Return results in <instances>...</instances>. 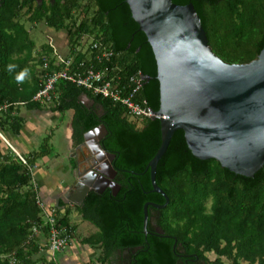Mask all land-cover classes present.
Wrapping results in <instances>:
<instances>
[{
    "label": "trees",
    "instance_id": "16d2710c",
    "mask_svg": "<svg viewBox=\"0 0 264 264\" xmlns=\"http://www.w3.org/2000/svg\"><path fill=\"white\" fill-rule=\"evenodd\" d=\"M173 1L194 3L212 49L225 62L246 63L264 44V0ZM39 22L65 32L67 54L74 63L85 58L95 41L112 54L108 60H89L93 67H105L109 76L117 74L122 80L139 71L135 51L115 49L106 13L97 0H0L2 130L19 131L22 119L14 113L18 106L43 105L30 99L42 85L40 58L48 59L51 71L54 56L49 43L34 48L28 27ZM10 64L15 66L12 71ZM24 69L28 75L17 82ZM81 96L92 105H84ZM133 99L147 106L142 86ZM51 104L49 108L59 113L72 111L73 146L82 143L86 131L102 124L106 133L99 143L113 154L112 181L118 186L114 194L110 188L89 191L79 205L58 201L52 207L54 227L60 236H67V244L75 239L97 250L90 264H188L190 259L202 264H264V162L251 177L235 174L212 158L194 157L182 130H174L154 169V182L167 202L162 208L146 206L144 232L143 204L164 203L163 196L152 191L146 168L160 143L159 120L128 117L118 102L63 80L56 82ZM47 139L23 157L24 163L12 152L0 159V264L47 262L49 227L36 205L28 173L35 160L49 153ZM72 212L94 230L78 236Z\"/></svg>",
    "mask_w": 264,
    "mask_h": 264
},
{
    "label": "water",
    "instance_id": "95a60500",
    "mask_svg": "<svg viewBox=\"0 0 264 264\" xmlns=\"http://www.w3.org/2000/svg\"><path fill=\"white\" fill-rule=\"evenodd\" d=\"M97 4L106 13L115 49L135 51L150 120H159L160 143L146 168L152 191L162 195L164 203L143 204L145 232L146 206L162 208L167 202L154 182V169L174 130H182L187 148L198 159L212 158L246 177L262 166L264 44L248 62L229 63L212 49L194 3L97 0ZM105 133L99 124L83 134L82 144L91 153L80 159L86 166L69 199L74 205L89 191L110 188L114 194L118 189L112 181L113 154L99 143ZM155 231L162 233L157 227Z\"/></svg>",
    "mask_w": 264,
    "mask_h": 264
},
{
    "label": "built area",
    "instance_id": "2783aa9c",
    "mask_svg": "<svg viewBox=\"0 0 264 264\" xmlns=\"http://www.w3.org/2000/svg\"><path fill=\"white\" fill-rule=\"evenodd\" d=\"M111 54L112 51L107 48V46L94 41L91 43L90 49L85 52V58L74 63L71 55L67 53L60 55L52 48L54 67L51 71L48 70L50 68L48 59L44 57L40 58V68L43 69L42 85L32 95L30 100L41 104L51 103L56 82L58 80H63L74 84L77 87L89 90L92 94L118 102L123 106L128 117L135 119L150 118V111L144 101H141L142 103H140L133 99L134 94L141 86L139 71L130 73L124 80H122L117 74L109 76V72L105 67H103V69H96L90 63L91 60L97 62L108 60ZM4 108L5 105L0 106V112ZM0 138L5 141L1 129ZM18 158L23 163L25 162L19 155ZM28 173L33 185L36 205L40 209L42 218L49 227V236L45 249L47 262L45 264H59L56 260L55 254L66 247L67 236H60L54 227L55 210L52 207L46 206L41 200L33 181L31 168L28 169Z\"/></svg>",
    "mask_w": 264,
    "mask_h": 264
},
{
    "label": "crops",
    "instance_id": "0c3cea01",
    "mask_svg": "<svg viewBox=\"0 0 264 264\" xmlns=\"http://www.w3.org/2000/svg\"><path fill=\"white\" fill-rule=\"evenodd\" d=\"M80 101L82 102L84 101L83 102L84 105H86L85 102L87 101L88 102L87 107L92 105L85 96H81ZM49 107L50 106L43 104L41 107H37V108L34 107L26 108L24 106H18L16 108L14 113H16L17 116L21 117L22 124L17 133H13L10 129H3V130L1 129L6 142L0 138V159L6 153L12 152L17 156L19 155L24 160L23 157L28 156L31 151L36 150L37 147L39 146V143L41 142L40 141L41 139L39 140V142L36 141V136H35L38 132L40 125L38 122L39 119L41 118L42 120L46 117H50L53 118L54 122H59L58 125L62 127V138L64 140L65 151L68 154L66 159L56 161V159H58V155L57 153H54L53 158H55V160H52L48 156L52 151V149H50L48 154L34 161V164L36 161H39L41 164H45V162L47 161L50 164L49 166H46V170H44L43 173L41 174V176L43 177L47 175L51 176L54 171H59L61 179L59 181V184L55 186V188H57L60 185L57 189H52V187L49 186V184H47L46 182H45L46 186L42 185V188L40 189L39 185H36L35 179L33 177V181L36 186V189L39 190L38 194L41 200L46 206L53 207V205L57 204L58 201H61L63 204H67L63 200L64 196L66 194H70V192L73 190L76 181L75 178L79 176V173L81 174L83 170L82 166H84L83 164L85 163V161L84 160L80 161L82 156L79 157L75 153L77 147L72 145L70 139L71 130H72L70 119H71L72 111L70 109H67L59 113L55 110L50 109ZM65 112L68 114V118L66 121H64L63 120L64 118L61 117V115ZM45 136H48L49 139L52 136V131L50 130ZM84 156L87 155H83V157ZM76 164L78 165L76 166ZM69 176L70 178H72V181L69 184L63 185L64 184L63 178H67ZM79 247L80 246L76 248L75 250L76 253L82 252L83 249L79 250ZM60 252H66L67 256L69 255L71 256L70 253L72 251L65 248ZM56 260L58 261L57 257ZM79 261L80 259L78 260L71 259V260H67V262L64 264H77L79 263ZM87 261L89 262V258Z\"/></svg>",
    "mask_w": 264,
    "mask_h": 264
},
{
    "label": "rangeland",
    "instance_id": "374dc122",
    "mask_svg": "<svg viewBox=\"0 0 264 264\" xmlns=\"http://www.w3.org/2000/svg\"><path fill=\"white\" fill-rule=\"evenodd\" d=\"M25 26L28 27L29 25L26 23ZM28 28H29L30 36L35 41V47H34L35 50L39 49L38 47L39 44L49 43L52 46V48L60 55H64L67 53L66 38H65L64 31L62 30L55 31L54 29L48 28L45 25H43L42 22H39L38 24L32 27H28ZM85 104L87 105L88 102L86 101ZM46 105L50 106L52 104L49 103ZM61 117L64 118L63 119L64 121H66L68 118V114L65 112L61 115ZM38 122L40 125H39L38 132L35 135L36 141L39 142L40 139L42 140L44 137H46L45 135L51 130L52 136L46 141L48 145H50V148L52 149V151L50 152V155L48 156L52 160H55V158H53V154L57 153L58 159H56V161L65 160L68 154L65 151L64 140L62 138V127L58 125L59 122H54L53 118H50V117H46L42 120L40 118ZM34 143H37V142H34ZM49 165L50 164L47 161L45 162V164H41L39 161H36L35 164L32 165V168H31L32 174L35 179L36 185H39L40 189L42 188V185L46 186L45 182L49 184V186H51L52 189H57L60 186L59 185L57 188H55V186L59 184V181L61 179L59 171H54L51 176H48V175L45 177L41 176L43 171L46 170V166H49ZM63 180H64L63 185H66L72 181V178H70L69 176L67 178H63ZM38 191L39 190H37V192ZM70 219L71 221H74V223L77 224L76 234L78 236H85L94 230V228L91 225H88L87 222L80 221L78 216L75 214V212L71 213ZM78 246H80L79 250L83 249L81 253L79 252L76 253L75 251ZM65 248L72 251L70 253L71 256L70 255L67 256L66 252H60V251H59L60 253L57 252L55 254V257H57L59 263L61 264H64L67 262V260H71V259H74V260L80 259L79 263L77 264H89V262L87 261L88 258L92 257L93 255H95V253H97V250H95L94 248H90L87 245L81 246V244L77 243L75 239L70 240V242L66 245ZM207 256H209V258L213 257L211 253L207 254Z\"/></svg>",
    "mask_w": 264,
    "mask_h": 264
},
{
    "label": "flooded vegetation",
    "instance_id": "af4514ba",
    "mask_svg": "<svg viewBox=\"0 0 264 264\" xmlns=\"http://www.w3.org/2000/svg\"><path fill=\"white\" fill-rule=\"evenodd\" d=\"M77 147V149H76V151H75V153L79 156V157H81V156H83V155H89L91 152H90V150L87 148V146H84V144H79V145H77L76 146ZM84 166H82V168H85V166H86V164L84 163L83 164ZM75 179H77V178H75ZM73 190H74V188H73ZM73 190L70 192V194H66L65 196H64V201L67 203V204H69V205H74L72 202H70V197H72V193H73ZM155 228L156 227H154V230H155ZM156 232V231H155ZM188 264H202L201 262H198V261H196V259H190V261H189V263Z\"/></svg>",
    "mask_w": 264,
    "mask_h": 264
},
{
    "label": "clouds",
    "instance_id": "9594fccd",
    "mask_svg": "<svg viewBox=\"0 0 264 264\" xmlns=\"http://www.w3.org/2000/svg\"><path fill=\"white\" fill-rule=\"evenodd\" d=\"M14 65H9L8 66V69H9V71H12L13 69H14ZM28 75V69H24V70H22L18 75H17V77H16V80H17V82H23V80L25 79V77Z\"/></svg>",
    "mask_w": 264,
    "mask_h": 264
},
{
    "label": "bare ground",
    "instance_id": "6f19581e",
    "mask_svg": "<svg viewBox=\"0 0 264 264\" xmlns=\"http://www.w3.org/2000/svg\"><path fill=\"white\" fill-rule=\"evenodd\" d=\"M2 110H3V109H2ZM2 110H1V111H2Z\"/></svg>",
    "mask_w": 264,
    "mask_h": 264
}]
</instances>
